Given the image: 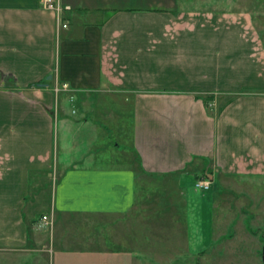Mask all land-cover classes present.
<instances>
[{"label": "crops", "instance_id": "obj_1", "mask_svg": "<svg viewBox=\"0 0 264 264\" xmlns=\"http://www.w3.org/2000/svg\"><path fill=\"white\" fill-rule=\"evenodd\" d=\"M59 2L70 9L56 15L0 0V250L124 264L144 191L157 214L176 202L186 239L206 246L216 179H264V40L250 12ZM112 131L129 134L125 152L103 154ZM203 177L207 191L194 188Z\"/></svg>", "mask_w": 264, "mask_h": 264}, {"label": "rangeland", "instance_id": "obj_2", "mask_svg": "<svg viewBox=\"0 0 264 264\" xmlns=\"http://www.w3.org/2000/svg\"><path fill=\"white\" fill-rule=\"evenodd\" d=\"M118 3L129 6H157L174 11L247 10L264 40V0H112V4ZM110 135L103 154H108L113 143H117L118 148L125 152L129 144V134L120 135L112 131ZM123 156L124 154L119 155ZM216 180L217 189L210 191L213 199L212 231L206 246L198 241L190 244L186 239L185 231L189 225L182 216L183 210L176 202L170 208L159 209L157 214L152 207L154 202H150L155 201L154 197L144 191L150 201L144 202L141 212L142 238L137 241V254L126 257L124 264H264V179L218 177ZM142 182H150L149 177L143 176ZM157 198H161L160 193ZM31 254L0 250V264L110 262V257L91 256L84 252L62 255L46 250L37 253V260Z\"/></svg>", "mask_w": 264, "mask_h": 264}, {"label": "built area", "instance_id": "obj_3", "mask_svg": "<svg viewBox=\"0 0 264 264\" xmlns=\"http://www.w3.org/2000/svg\"><path fill=\"white\" fill-rule=\"evenodd\" d=\"M41 2L46 9L55 11L56 15H59L63 10L70 9L69 5H62L59 2V0H41ZM63 26H65V24ZM66 87H67L66 84L62 86V88H66ZM194 188L200 191H207L211 188V181L205 177L197 179L194 182ZM42 220H43V225L51 224V219H49L47 215H43Z\"/></svg>", "mask_w": 264, "mask_h": 264}, {"label": "trees", "instance_id": "obj_4", "mask_svg": "<svg viewBox=\"0 0 264 264\" xmlns=\"http://www.w3.org/2000/svg\"><path fill=\"white\" fill-rule=\"evenodd\" d=\"M127 9H131V8H127Z\"/></svg>", "mask_w": 264, "mask_h": 264}]
</instances>
